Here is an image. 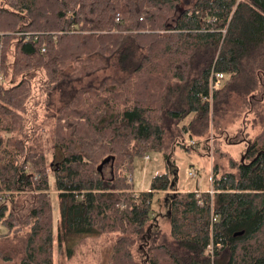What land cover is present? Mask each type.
I'll return each mask as SVG.
<instances>
[{
	"label": "trees",
	"instance_id": "obj_1",
	"mask_svg": "<svg viewBox=\"0 0 264 264\" xmlns=\"http://www.w3.org/2000/svg\"><path fill=\"white\" fill-rule=\"evenodd\" d=\"M185 3L0 0L1 261L54 264L52 172L62 236L111 237L109 264H264V0ZM34 81L55 163L29 136ZM237 123L258 129L252 141L228 137ZM210 129L212 194L167 195L173 166L133 192L136 160L170 165ZM221 141L244 143L243 160ZM156 193L168 233L151 225Z\"/></svg>",
	"mask_w": 264,
	"mask_h": 264
},
{
	"label": "rangeland",
	"instance_id": "obj_2",
	"mask_svg": "<svg viewBox=\"0 0 264 264\" xmlns=\"http://www.w3.org/2000/svg\"><path fill=\"white\" fill-rule=\"evenodd\" d=\"M182 4H186V0H181ZM31 98L26 104L28 113L25 117L28 118L29 136L31 139L38 137L42 142L43 149L47 156V163H55L61 157L58 152L53 150L50 140V129L45 119L44 111L47 98L40 90L39 83L33 82ZM45 120V121H44ZM240 124L237 123L228 129V137L231 139H239L238 135L244 136V139L252 141L258 132V129H251L248 124L244 129H240ZM237 135V136H236ZM213 136L212 129L209 130L207 136L202 139V142H197V145L190 148L189 151L182 150L177 147L173 151L170 158V165L160 153H148V160H136L133 165L131 175V185L134 191H147L150 187L152 178L155 175L163 174L169 166H173L176 173L177 188L180 191L196 192L199 190L208 191L211 186V161L213 160ZM186 144L188 138L184 139ZM197 141V140H195ZM226 141H221V149L233 157L237 161H242L246 150L244 143L237 145H228ZM194 169L195 177H190L189 172ZM104 176H109V168L104 169ZM37 178V176H36ZM50 195L53 207V231H54V264H109L111 254V237L107 236H89L83 234L69 235L67 238L61 234L58 229L59 214L57 207V198L55 184L52 172L49 175ZM172 194L171 191L167 194ZM166 197V195H165ZM152 222L155 232L165 233L169 231V221L165 213V205L162 197L153 196L152 200ZM157 225V226H155ZM159 225V226H158ZM5 232V228L0 224V233ZM58 239L61 243V249L58 250ZM68 247L72 251V255L68 258ZM138 255V253H136ZM0 264H20V256H15L11 261L3 262L0 259Z\"/></svg>",
	"mask_w": 264,
	"mask_h": 264
},
{
	"label": "built area",
	"instance_id": "obj_3",
	"mask_svg": "<svg viewBox=\"0 0 264 264\" xmlns=\"http://www.w3.org/2000/svg\"><path fill=\"white\" fill-rule=\"evenodd\" d=\"M42 52H44V50H42ZM2 79L0 78V81ZM224 82V76L222 74H214L212 79H211V82H210V89L211 91H215V90H218L222 84ZM189 145L191 146H194V142L193 141H190L189 142ZM148 160V157H145L144 158V161H147ZM189 176L190 177H195L196 176V172L194 169H192L190 172H189ZM210 194H212L213 192H209ZM208 252L210 253L211 252V248L208 249Z\"/></svg>",
	"mask_w": 264,
	"mask_h": 264
},
{
	"label": "crops",
	"instance_id": "obj_4",
	"mask_svg": "<svg viewBox=\"0 0 264 264\" xmlns=\"http://www.w3.org/2000/svg\"><path fill=\"white\" fill-rule=\"evenodd\" d=\"M190 142V140H189ZM188 142V143H189ZM193 142L195 143V140H193ZM146 162V161H145ZM211 166H212V161H211ZM170 169V168H169ZM160 175V174H158ZM210 189H211V186H210ZM210 189L207 191V192H210ZM133 192H142V191H134ZM206 191H202V190H199V191H196L195 193H207ZM171 193H193V192H189V191H180L178 188H177V183H175V192H171ZM154 195H158L160 198L162 197L163 199V202H164V205H165V213L167 214V197H165V193H156ZM157 226V225H155ZM159 226V225H158ZM165 233H168V232H165Z\"/></svg>",
	"mask_w": 264,
	"mask_h": 264
},
{
	"label": "water",
	"instance_id": "obj_5",
	"mask_svg": "<svg viewBox=\"0 0 264 264\" xmlns=\"http://www.w3.org/2000/svg\"><path fill=\"white\" fill-rule=\"evenodd\" d=\"M172 186H173V184H172Z\"/></svg>",
	"mask_w": 264,
	"mask_h": 264
}]
</instances>
